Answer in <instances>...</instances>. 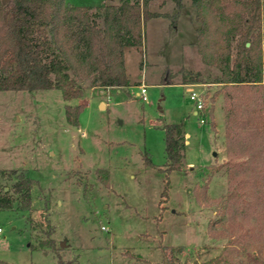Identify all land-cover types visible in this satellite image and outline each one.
I'll use <instances>...</instances> for the list:
<instances>
[{
  "label": "rangeland",
  "instance_id": "374dc122",
  "mask_svg": "<svg viewBox=\"0 0 264 264\" xmlns=\"http://www.w3.org/2000/svg\"><path fill=\"white\" fill-rule=\"evenodd\" d=\"M183 2L176 20L152 17L143 45L127 49L129 87L85 78L84 95L70 101L59 88L0 90V192L17 180L13 169L34 180L31 209L0 208V264H167V245L179 248L176 264H213L220 254L264 264V16L262 80L240 87L212 81L221 67L203 61L196 7ZM150 9L177 6L151 0ZM196 72L201 80L184 82ZM187 86L202 92L207 115L195 112ZM67 102L83 103L78 126ZM179 121L186 163L169 174L166 197L163 126ZM47 237L56 250L38 244Z\"/></svg>",
  "mask_w": 264,
  "mask_h": 264
},
{
  "label": "trees",
  "instance_id": "16d2710c",
  "mask_svg": "<svg viewBox=\"0 0 264 264\" xmlns=\"http://www.w3.org/2000/svg\"><path fill=\"white\" fill-rule=\"evenodd\" d=\"M174 1L175 13L151 10V0H120L99 6L68 0H0V90L59 88L70 101L84 95L85 78L95 86L129 87L132 82L126 49L143 45L152 17L164 15L176 20L184 2ZM192 2L200 24L196 44L202 59L221 67L212 81L240 87L261 81L264 0ZM231 3L236 9L228 13ZM200 76L196 72L184 82L199 81ZM82 108L83 103H66L69 123L79 125ZM163 127L167 160L161 170L167 179L162 195L168 197L169 174L184 168L187 143L183 121L167 122ZM146 162L152 163L149 155ZM13 172H18L17 180L9 189L1 190L0 208H12L17 203L21 209H31L34 180L24 171ZM97 173L109 186V170L99 168ZM38 244L58 248L54 237L40 239ZM178 251L172 245L165 247L167 264H176ZM212 260L213 264H240L223 254Z\"/></svg>",
  "mask_w": 264,
  "mask_h": 264
},
{
  "label": "built area",
  "instance_id": "2783aa9c",
  "mask_svg": "<svg viewBox=\"0 0 264 264\" xmlns=\"http://www.w3.org/2000/svg\"><path fill=\"white\" fill-rule=\"evenodd\" d=\"M140 85V90L138 92V95L145 101L148 100V84L145 82H142L139 84ZM187 92L189 93L190 98L194 101L195 103V112L197 114L204 115L206 114V104H205V99L201 91L195 89L192 86H187ZM207 115V114H206ZM206 118L202 117L201 122H205ZM104 229H107L105 225H103ZM2 228L0 227V231Z\"/></svg>",
  "mask_w": 264,
  "mask_h": 264
},
{
  "label": "crops",
  "instance_id": "0c3cea01",
  "mask_svg": "<svg viewBox=\"0 0 264 264\" xmlns=\"http://www.w3.org/2000/svg\"><path fill=\"white\" fill-rule=\"evenodd\" d=\"M131 48V47H130ZM127 49H129V48H127ZM127 49H126V53H127ZM128 70V69H127ZM132 82V81H131ZM101 87H104V88H109V87H115V86H107V87H105V86H101ZM117 88H121V87H117Z\"/></svg>",
  "mask_w": 264,
  "mask_h": 264
},
{
  "label": "water",
  "instance_id": "95a60500",
  "mask_svg": "<svg viewBox=\"0 0 264 264\" xmlns=\"http://www.w3.org/2000/svg\"><path fill=\"white\" fill-rule=\"evenodd\" d=\"M4 1H9V0H4ZM214 154H216V151H214ZM62 245H63V243H62Z\"/></svg>",
  "mask_w": 264,
  "mask_h": 264
}]
</instances>
